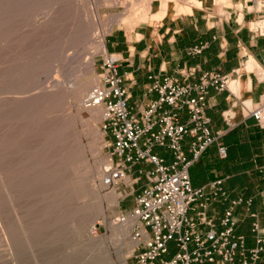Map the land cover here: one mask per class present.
<instances>
[{"label":"rangeland","instance_id":"obj_1","mask_svg":"<svg viewBox=\"0 0 264 264\" xmlns=\"http://www.w3.org/2000/svg\"><path fill=\"white\" fill-rule=\"evenodd\" d=\"M182 1L172 2L171 14L196 7L193 1ZM212 1L204 6L217 13L234 5L230 0ZM144 2L0 0V178L7 185L3 189L0 185V264H120L119 252L131 264L130 233L122 244L107 239L108 249L95 247L86 239V235L98 236L107 230L103 216L94 211L101 205L98 208V201L95 203L93 184L102 181L106 169L102 159H109L110 147L102 118L89 122L76 115L77 108L83 109L81 101L87 91L79 98L75 91L91 75L98 77L99 84L102 52L94 37L98 27L111 25L105 29V42L113 29L130 31L136 25L156 24L151 12L144 20L133 15ZM179 3L187 6L185 10L176 11ZM208 3L204 0L202 5ZM122 13L124 22L110 21ZM90 60L92 70L85 65ZM97 131L105 142L99 153L93 141ZM94 160L102 163L101 169ZM88 163L94 172L89 171ZM113 186L120 193L116 207L101 206L113 216L110 222L132 206L129 200H121V188ZM8 187L14 189L9 190L12 195Z\"/></svg>","mask_w":264,"mask_h":264},{"label":"built area","instance_id":"obj_2","mask_svg":"<svg viewBox=\"0 0 264 264\" xmlns=\"http://www.w3.org/2000/svg\"><path fill=\"white\" fill-rule=\"evenodd\" d=\"M253 4L264 12V0H254ZM253 31L264 35L263 17L254 22ZM100 55L99 84L91 88L83 104L102 110L101 127L110 147L109 166L102 181L106 185L136 183L140 177L130 179L127 167L140 162L151 165L140 171L146 181L131 208L118 217L120 222L132 220L131 264H256L264 254V228L257 219L252 222L254 245L247 246L245 237L236 232L238 219L233 212V206L240 203L248 208L250 199L231 200L220 216L209 213L214 201L228 199L222 180L194 188L188 171L213 143L219 156H226V146L218 138L234 124L213 132L205 100L209 87L228 89L229 76L205 71L193 81L190 68L181 70L184 81L150 75L153 80L148 91H155L157 97L142 111L132 112L117 70L119 57L107 50ZM249 114L261 122L263 110L257 106ZM185 136L191 138L190 157L182 149ZM154 147L170 150L173 160L166 163Z\"/></svg>","mask_w":264,"mask_h":264},{"label":"crops","instance_id":"obj_3","mask_svg":"<svg viewBox=\"0 0 264 264\" xmlns=\"http://www.w3.org/2000/svg\"><path fill=\"white\" fill-rule=\"evenodd\" d=\"M230 1L234 5L227 6L222 13L206 7L212 1L190 11L171 14L158 24H140L130 31L113 29L106 36L105 48L119 57L117 70L132 112L142 111L150 99L157 97L155 91H148L153 80L150 75L184 81L181 70L190 68L193 81L205 71L229 76V88L209 87L205 100V113L213 132L226 128L228 123L234 124L218 138L226 146V156L221 158L213 143L188 171L194 188L222 180L228 199L214 201L209 213L220 216L231 200L250 199L248 208L240 203L233 206V212L238 219L236 232L251 247L254 245L252 222L257 219L264 228V35L253 31L254 22L264 18V12L257 10L254 0ZM257 106L263 110L261 122L249 114ZM190 140V136H185L181 142L187 157L191 156ZM154 151L166 163L173 160L166 148L154 147ZM150 167L142 162L127 167L130 179H140L136 183L117 184L121 188V200L133 203L146 181L140 171ZM256 264H264V254Z\"/></svg>","mask_w":264,"mask_h":264},{"label":"bare ground","instance_id":"obj_4","mask_svg":"<svg viewBox=\"0 0 264 264\" xmlns=\"http://www.w3.org/2000/svg\"><path fill=\"white\" fill-rule=\"evenodd\" d=\"M173 1H175V0H145V2H144V4L141 6L142 7V9L140 10V12L137 14V12H135V13H133V15H135V16H137V15H139L138 16V18L139 19H146L147 18V15L151 12L152 13V20H154L155 22H156V24H158L159 23V21H161L162 19H164L165 17H167V16H169L172 12H171V10H173V8H174V6L172 5V2ZM182 1V0H181ZM184 1V0H183ZM182 1V2H183ZM185 1H187V2H185V3H192V1L196 4V6H201L202 5V2L204 1V0H185ZM207 1H210V2H212V0H207ZM216 3V2H215ZM119 4H123V6L125 7V5H124V2H121V3H119ZM116 5H118V4H116ZM89 6V5H88ZM185 7H187L186 5H185ZM185 7H183V5L181 4V3H179V4H177L176 5V11L177 12H179L180 10H185ZM134 9V8H133ZM136 9V8H135ZM134 9V10H135ZM136 11V10H135ZM182 12V11H181ZM130 13H132V12H130ZM85 14V13H84ZM97 15V14H96ZM125 18H126V16H124V14L122 13V14H120L119 16H116V17H113V18H110V21H121L122 22V20H123V22L125 21ZM133 18V17H132ZM90 19V18H89ZM88 19V20H89ZM98 19V16L96 17V20ZM112 19V20H111ZM137 19V18H136ZM138 19V20H139ZM98 21V20H97ZM130 21H131V19H130ZM135 22V21H134ZM134 22H131V23H134ZM79 23V22H78ZM136 23V22H135ZM95 24V23H94ZM106 26H100V27H98V30L95 32V34H94V37H95V40H96V42L98 43V45H99V49H100V51L101 52H105L106 51V49H105V42H104V38H103V36H104V32H105V29H108L111 25L110 24H105ZM131 25H133V24H131ZM99 26V25H98ZM92 28H93V26H91ZM97 28V27H96ZM89 29V28H88ZM94 30H96V29H94ZM14 31V30H13ZM91 33V32H90ZM7 35V34H6ZM10 42V41H9ZM8 50V49H7ZM35 52V51H34ZM83 52V51H82ZM26 54V53H25ZM75 54V53H74ZM76 55V54H75ZM81 55V54H80ZM20 60V59H19ZM82 60V59H81ZM29 61V60H28ZM91 61V60H90ZM89 61V63H85V65L86 64H88V67L91 69L92 67H93V62L91 61L90 62ZM31 63V62H30ZM68 65V64H67ZM70 66V65H69ZM86 67H87V65H86ZM89 68H87V69H89ZM90 69L89 70H87L88 72L90 71ZM92 70V69H91ZM83 74V73H82ZM85 74V73H84ZM13 76V75H12ZM20 76V75H19ZM12 78V77H11ZM22 80V79H21ZM26 80V79H25ZM230 81V80H229ZM229 81H228V83H229ZM232 81V80H231ZM234 82V81H233ZM33 84V83H32ZM96 85H98V77L97 76H95V75H91L89 78H86V79H84L82 82H81V84L78 86V88L76 89V91H75V93H76V95H77V97L79 98L80 96H82V94H84V92H86V95L89 93V91L91 90V88L92 87H94V86H96ZM230 86V85H229ZM17 87V86H16ZM20 87V86H19ZM31 87V86H30ZM50 88V87H49ZM232 88V87H231ZM23 90V89H22ZM49 90V89H48ZM52 90V89H51ZM54 91V90H53ZM49 93V92H48ZM52 93V92H51ZM17 94V93H16ZM28 94V93H27ZM34 95V94H33ZM47 95V94H46ZM49 95V94H48ZM18 96V95H17ZM30 97L32 96V95H29ZM51 96V95H50ZM23 97V96H22ZM24 97H25V95H24ZM45 97V96H44ZM48 97V96H47ZM36 98V97H35ZM20 99H23V98H20ZM13 100V99H12ZM27 100V99H26ZM13 101H15V100H13ZM38 101V100H37ZM44 101V100H43ZM27 102V101H26ZM82 107H83V109L81 108H77V111H76V115H80L81 116V118H84L85 120H87V121H89V122H91V120H92V122H93V120L95 121V120H98L99 118H101V116H102V110H101V108L98 106V107H93V108H87V107H84V104H83V99H82ZM6 103V102H5ZM44 104V103H43ZM39 105V104H38ZM47 105V104H46ZM30 106V105H29ZM52 106V105H51ZM32 108V107H31ZM18 109V108H17ZM26 109V108H25ZM83 111V112H82ZM28 114V113H27ZM78 115V116H79ZM25 118V117H24ZM4 127V126H3ZM98 132V131H97ZM6 136V135H5ZM3 139H4V137H3ZM93 141H96L97 142V152L98 151H100V149H101V147H102V145L105 143V142H103V136H102V133L101 132H98V135L96 136V138L93 140ZM99 153V152H98ZM7 154V153H6ZM5 155V154H4ZM7 156V155H6ZM5 156V157H6ZM2 157V156H1ZM97 157V156H96ZM1 159H3V158H1ZM97 159V158H96ZM23 160V159H22ZM92 160H93V158H92ZM100 160H101V158H100ZM14 162V161H13ZM75 162V161H74ZM89 162H92V161H90L89 160ZM94 162H95V165H96V168H97V166L98 167H100V165L103 163V164H105V166H106V168L109 166V159H108V157H104L103 159H102V163H100V161H95L94 160ZM94 162H93V164L92 165H94ZM13 164V163H12ZM89 164V163H88ZM108 164V165H107ZM77 165V164H76ZM14 166V165H13ZM104 166V165H103ZM102 166V167H103ZM2 167V166H1ZM89 171L90 172H94V171H92L93 169H94V167H92V169H91V167H90V164H89ZM24 168V167H23ZM1 169V168H0ZM18 169V168H17ZM100 169H101V167H100ZM6 170V169H5ZM22 170V169H21ZM102 170H103V168H102ZM105 170L106 169H104V171H103V175H104V173H105ZM8 171V170H7ZM45 171V170H44ZM80 171V170H79ZM100 171V170H99ZM0 172H1V170H0ZM11 172L13 173V171L11 170ZM18 172H19V170H18ZM89 172V173H90ZM97 173L96 174H98V170L96 171ZM48 173H49V171H48ZM5 174V172L3 171V175ZM92 174V173H91ZM100 174V173H99ZM1 175H2V173H1ZM19 175V174H18ZM25 175V174H24ZM33 175V174H32ZM79 175V174H78ZM95 175V174H94ZM37 176V175H36ZM2 177H4V176H2ZM13 177V176H12ZM97 177H99V175H97ZM5 178V180L7 179V176L6 177H4ZM36 178V177H35ZM44 178V177H43ZM93 178V177H92ZM94 178H96V176H94ZM3 179V178H2ZM1 178H0V180H2ZM81 179H82V177H81ZM17 180H19V179H17ZM76 180V179H75ZM8 181V180H7ZM12 181V180H11ZM36 181V180H35ZM3 182V180L1 181V183H0V185H1V188L3 189V187L6 185V183H2ZM13 182V181H12ZM12 182H11V184H12ZM94 182H96L95 181V179H94ZM14 183H15V181H14ZM28 183V182H27ZM3 184H5L4 186H3ZM26 184V183H25ZM38 184V183H37ZM8 185H9V183H8ZM7 186V185H6ZM15 186V185H14ZM10 187V186H9ZM9 187L8 188H6V189H8V194H11L12 195V193H11V191L9 192V190H14V189H9ZM19 187V186H18ZM17 191V190H16ZM13 192V191H12ZM1 193V192H0ZM93 193H94V196H96V198L98 199V200H96L95 201V203L96 204H98V208H99V205H101V206H105V205H109V206H115L116 207V205H117V202H118V197H119V195H120V193L119 192H117V191H115V189H114V186H113V184L112 185H106V184H104L103 183V181H101V183H98L97 182V184H93ZM2 195H3V192L1 193ZM7 194V193H6ZM10 196V195H9ZM1 197V196H0ZM3 197H5V196H3ZM11 197V196H10ZM5 198H7V196L5 197ZM5 198H3V199H5ZM13 198H15V197H13ZM0 200H1V198H0ZM12 202L14 201V200H11ZM97 201H98V203H97ZM3 202H5L6 203V201H3ZM2 203V202H1ZM14 203V202H13ZM2 205V204H1ZM0 205V206H1ZM6 205V204H5ZM19 205V204H18ZM9 206V205H8ZM11 206V205H10ZM14 206V205H13ZM96 205L94 204V207H95ZM100 206V208L99 209H92V210H94V211H96L98 214H101L102 216H103V220L105 221V223H106V227H107V230H106V232L105 233H103V234H99L98 236L97 235H86L87 236V240L89 241V242H91V244H93L95 247L97 246L98 248H101V249H105V248H107L106 246H108V245H106V242H107V239H114L115 241H118V243L120 244H122V242L125 240V238L128 236V234L130 233V231H131V225H132V220L131 219H128V221H119V219L120 218H114V219H116L114 222H110L109 221V219L110 218H112L113 216L108 212V210H107V208L105 209L104 207H101ZM2 207V206H1ZM7 207V206H6ZM15 207V206H14ZM92 207H93V204H92ZM12 208V207H11ZM3 209V208H2ZM6 209V208H5ZM111 209V208H110ZM1 210V209H0ZM3 211V210H2ZM8 212V211H7ZM3 213H4V211H3ZM95 213V212H94ZM98 214H96V215H98ZM4 215V214H3ZM3 217H5V216H3ZM18 217V216H17ZM111 220V219H110ZM7 225V224H6ZM8 227V226H7ZM9 228V227H8ZM11 229V228H10ZM7 231H8V229H7ZM5 233V232H4ZM16 233V232H15ZM10 234V233H9ZM13 234V233H12ZM4 236H5V234H4ZM6 236H7V234H6ZM15 238V237H14ZM5 239V238H4ZM7 239V238H6ZM20 241V240H19ZM109 242V241H108ZM107 242V243H108ZM4 243V242H3ZM129 244H131V245H134V242L130 239V241H129ZM106 245V246H105ZM128 246V245H127ZM120 248V247H119ZM108 249V248H107ZM5 251V250H4ZM107 251H110V250H107ZM120 254H119V260H120V264H128L127 263V257H126V254L125 253H123V252H119ZM111 264H112V262H111Z\"/></svg>","mask_w":264,"mask_h":264}]
</instances>
